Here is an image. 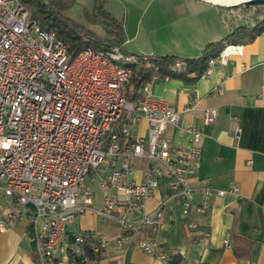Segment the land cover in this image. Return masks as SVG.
<instances>
[{
	"label": "built area",
	"instance_id": "built-area-1",
	"mask_svg": "<svg viewBox=\"0 0 264 264\" xmlns=\"http://www.w3.org/2000/svg\"><path fill=\"white\" fill-rule=\"evenodd\" d=\"M67 49L20 0H0V235L25 225L36 264H125L106 259L111 244L170 264L151 236L175 207L188 219L208 209L207 201L194 204L192 185L202 165V128L182 127L181 112L152 95L157 75L129 98L133 67L149 56L86 48L72 59ZM240 50L228 45L202 77ZM184 69L182 62L173 68ZM194 106L189 101L188 109ZM218 117L206 109L203 124ZM171 127L189 135L187 146L174 142ZM94 188L102 192L98 207ZM201 192L208 200L237 195L239 188ZM87 212L117 223L119 234L71 232ZM187 226L209 236L193 220Z\"/></svg>",
	"mask_w": 264,
	"mask_h": 264
},
{
	"label": "crops",
	"instance_id": "crops-1",
	"mask_svg": "<svg viewBox=\"0 0 264 264\" xmlns=\"http://www.w3.org/2000/svg\"><path fill=\"white\" fill-rule=\"evenodd\" d=\"M214 2L108 0L107 9L124 26L125 52L192 59L203 55L209 45L224 42L242 18L231 9L233 3ZM236 46L241 50L230 55L227 65L216 62L211 73L195 83L159 78L150 84L154 97L181 112L182 127L196 125L204 133L202 165L192 185L197 189L194 204L207 201V211L193 212L188 219L175 207L167 213L166 225L151 236L169 256L180 255L182 264H264V33ZM191 100L195 106L188 109ZM206 109L218 111L213 124H203ZM168 133L176 144H189V135L173 127ZM232 185L238 186L237 195L207 200L201 192L204 187L226 190ZM99 202L96 200V207ZM157 202L151 201L149 207ZM191 220L209 236L203 238L189 229ZM104 223L100 216L87 212L71 232L92 229L103 234ZM119 232L117 229L105 238L113 239ZM24 241L30 245L29 251L22 248ZM105 257L122 258L125 264H168L134 247L123 251L113 244ZM35 261L25 225L17 224L0 235V264Z\"/></svg>",
	"mask_w": 264,
	"mask_h": 264
},
{
	"label": "trees",
	"instance_id": "trees-1",
	"mask_svg": "<svg viewBox=\"0 0 264 264\" xmlns=\"http://www.w3.org/2000/svg\"><path fill=\"white\" fill-rule=\"evenodd\" d=\"M20 1L31 12L32 18L43 30L55 31L58 38L67 43L68 55L72 59L86 48L107 51L112 47L123 48L126 41L122 22L107 9L108 0L94 1L91 12L86 11V23H77L66 16L75 0ZM231 9L239 11L242 15V18L238 19V25L224 42L209 45L200 57L181 59L175 56H149L141 67H133L131 84L134 92L129 94V98L137 95L141 87L152 82L156 75L159 78L168 76L195 83L209 68V61L218 57L228 45H243L264 33V7H254L250 10L233 7ZM89 25L100 26L102 32L91 29ZM178 62L185 64V69L180 73L173 70ZM236 251L241 256V253ZM171 258L170 264H182L183 259L180 255Z\"/></svg>",
	"mask_w": 264,
	"mask_h": 264
},
{
	"label": "rangeland",
	"instance_id": "rangeland-1",
	"mask_svg": "<svg viewBox=\"0 0 264 264\" xmlns=\"http://www.w3.org/2000/svg\"><path fill=\"white\" fill-rule=\"evenodd\" d=\"M95 0H75L73 6L67 11L66 16L70 19L76 21L77 23H86V11L91 12L93 6H94ZM215 2L219 3H228V0H214ZM89 10V11H88ZM89 27L93 30H96L98 32H102L100 26H92L89 25ZM135 168H145V164L142 165H133ZM3 186V185H1ZM95 194H96V200L99 202L102 198V192L98 188H94ZM100 203V202H99ZM105 223L103 228V237H109L114 234V231L119 230V225L112 220L104 219ZM72 229V226L70 227ZM73 230V229H72ZM92 230V229H91ZM87 231V230H82ZM22 248L26 251H29L30 245L27 242H23Z\"/></svg>",
	"mask_w": 264,
	"mask_h": 264
},
{
	"label": "water",
	"instance_id": "water-1",
	"mask_svg": "<svg viewBox=\"0 0 264 264\" xmlns=\"http://www.w3.org/2000/svg\"><path fill=\"white\" fill-rule=\"evenodd\" d=\"M199 1L212 2L211 0H199ZM231 7L245 8L247 10H250L251 8H254V7H264V0H244V1L231 4Z\"/></svg>",
	"mask_w": 264,
	"mask_h": 264
},
{
	"label": "bare ground",
	"instance_id": "bare-ground-1",
	"mask_svg": "<svg viewBox=\"0 0 264 264\" xmlns=\"http://www.w3.org/2000/svg\"><path fill=\"white\" fill-rule=\"evenodd\" d=\"M212 2H214L213 0H211ZM229 2L228 3H219V2H214V3H219V4H230V3H237V2H240V1H244V0H228Z\"/></svg>",
	"mask_w": 264,
	"mask_h": 264
}]
</instances>
